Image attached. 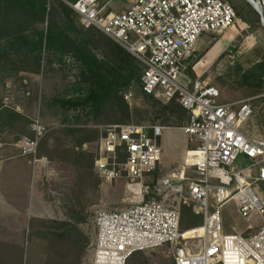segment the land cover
<instances>
[{
  "label": "built area",
  "instance_id": "2783aa9c",
  "mask_svg": "<svg viewBox=\"0 0 264 264\" xmlns=\"http://www.w3.org/2000/svg\"><path fill=\"white\" fill-rule=\"evenodd\" d=\"M115 1L75 0L68 4L85 28L99 29L138 59L143 66L142 89L147 94L174 99L189 112L188 123L181 129L196 145L187 150L181 169L166 176L162 184L181 191L182 182L190 181L188 200L203 217V231L181 238L180 211L156 198L142 199L124 210H102L96 217L92 264H126L134 252L165 244L173 245L175 264H227L228 254H232L233 264H264V199L255 190L264 183V138L242 131L252 113L249 105L236 109L234 104L222 103L218 88L186 76L197 39L235 25L233 4L229 0H121L122 9H112ZM11 107L8 96L0 105V127L2 110ZM30 129L32 136L19 138L15 145L22 155L35 156L48 129L37 117ZM167 129L134 124L105 129L95 162L99 176L110 182L119 177L143 180L152 174ZM240 154L251 160V166L231 172L229 168ZM187 168L193 169L196 179L186 177ZM173 184H180V190ZM131 191L145 195L147 189L141 185L139 192ZM232 200L249 230L255 229L252 234L225 233L222 207ZM188 241L195 243L189 245Z\"/></svg>",
  "mask_w": 264,
  "mask_h": 264
},
{
  "label": "rangeland",
  "instance_id": "374dc122",
  "mask_svg": "<svg viewBox=\"0 0 264 264\" xmlns=\"http://www.w3.org/2000/svg\"><path fill=\"white\" fill-rule=\"evenodd\" d=\"M65 1L67 3L70 2L68 0ZM229 1L233 4L234 8L240 9L251 22H248L243 15H237L235 25L227 31L219 33V36L214 37L209 33L202 34L195 44V49L199 52L197 59L191 64L193 77L189 75L188 70L186 76L191 80L199 79L204 83L218 88L220 91L219 100L222 103L234 104L236 109L245 104L249 105L252 113L243 122L242 131L254 138H264V84L261 88H252L239 80L243 70H247L257 62L264 60V25L261 20V15L250 2L247 0ZM122 3L121 0L115 1L112 3V9H119V5ZM75 13L73 14V18L76 22H79L77 18L78 14L76 13V15ZM88 31L94 38V43H91L92 50L100 59L108 62V64L115 65L117 63V58L114 56L111 47H124L103 34L97 28H91ZM229 33H233V37L221 51L219 50L220 52L218 51L219 53L217 52L215 56H211L209 59L210 51L215 47L218 41H221L220 39L224 35L226 36ZM225 39L224 41L228 40L227 38ZM224 52L226 53L220 57ZM201 61L204 62V65L200 70H197L196 65ZM61 68L63 67H59V65H53L49 68L46 62L41 74H28L22 71L17 76H11L4 81L1 80L0 77V105L3 104V100L6 97L10 96L12 107L7 109H19L18 105L19 102L21 103L22 98L24 96L25 98H29L34 109L31 113L32 115L29 116V126H31L33 118L37 117L48 129L41 140L47 135H55L54 137L56 139L53 145L55 147L52 149V152L50 151V153L54 155V158L58 156L66 160L67 155H69L71 161L75 164L74 154L82 153L86 155V162L90 161L91 165L93 162V168H82L79 169L80 173L78 172L80 180L85 181V183L83 182V184L81 183L78 185V192L80 198L85 203L84 212L87 213V217L84 219L85 221H83L85 223L81 225V228L84 230V236L89 239L86 249L83 253L81 252L82 257L80 256V264H92L97 213L102 210H124L142 199L148 200L156 198L164 203V205L178 209L179 211L184 206L183 221L181 219V223L183 226H191L183 230L184 235L182 238L192 235V232L186 231L202 225L203 217H196L189 209L190 206L193 207V203L188 200V186L190 181L185 180L182 184L180 183L182 186L180 184H173V186H176L179 190L181 186V191L165 188L162 184V180L166 176L181 169L183 163L178 165L175 158L179 155L177 150L185 145L186 139L189 140V145L192 143V146L188 150L193 149L196 145L191 137L181 129L187 120H189V112H186L185 116L176 113L175 116L173 115L168 121V119H166L168 115L163 112V109L165 106L170 105L169 101L155 95L152 97L145 95L141 88V82H133L128 89L122 90L117 96L107 101L98 116L93 115V118L89 120L90 124L98 128L99 136L94 141L89 142V147H86L87 149L82 151L83 144H78L75 138H72L73 136L65 137L60 133L63 127H61V113L59 108L52 107L45 109L42 106V99L45 96L62 93L70 94L69 85L73 82L77 83L80 71L75 65L74 71L70 72H66L65 68ZM27 83L28 85H26ZM75 95H77V93H75ZM129 124L140 126L161 125L168 127L162 135L163 137L167 135V132H172L170 137L166 136L167 139L165 138L168 147L165 146V148L162 149V155L156 170L152 174L145 176L143 180L132 181L126 177H119L110 182H105L99 176L95 165L100 154V138L108 127ZM3 133L5 132L1 126L0 140L3 143L2 145L5 144V136H3ZM15 133L19 138H21V135L22 137L30 136V134H20L21 132L19 131ZM162 137L160 140L161 147ZM65 140L71 143H67ZM60 143L62 145H60ZM65 150H67V152H65ZM61 152L64 153L59 154ZM38 154L39 152H37L36 155ZM163 163L165 164L164 166H167L166 169L165 167L164 169L162 168ZM251 163L248 157L240 154L229 169L231 172H236L251 166ZM74 171L73 169V172ZM186 177L190 180L197 178L192 168H187ZM86 178H88V184H86ZM141 185L142 187H146L147 193L145 192L144 195L141 191V194L135 195L131 190L135 189L139 192ZM235 186L236 185L232 186V188H235ZM255 190L260 198L264 199V186L261 184ZM185 207L188 208L186 212H184ZM222 215L225 233L248 236L255 231V229L249 230V223L239 214L237 202L234 200L229 201L222 207ZM198 233V230L193 231L195 235H198ZM7 239L25 244V264H45L47 254L45 253V249L42 248L41 245L39 246L41 243H34L31 240H26V242L23 243V238L19 239L16 235H8ZM84 242L85 240L80 241V246ZM187 243L190 245L195 242L188 241ZM142 252L145 255V260H141L136 264H175L173 256L174 249L171 244H165L159 248L148 249Z\"/></svg>",
  "mask_w": 264,
  "mask_h": 264
},
{
  "label": "trees",
  "instance_id": "16d2710c",
  "mask_svg": "<svg viewBox=\"0 0 264 264\" xmlns=\"http://www.w3.org/2000/svg\"><path fill=\"white\" fill-rule=\"evenodd\" d=\"M235 10L238 16L243 15L248 22H251L240 9L235 8ZM74 13L73 8L65 0H17L14 2L0 0V77L4 81L11 76H17L22 71L28 74H41L46 62L47 67L59 65L65 68L66 72L74 71L75 65L80 71L79 81L71 82L70 94L45 96L42 99V106L45 109L59 108L61 127H63L60 133L65 137L73 136L72 138H75L78 144H82L84 141H94L99 136L98 128L90 124L89 120L93 118V115L98 116L104 104L111 98L117 96L122 90L128 89L133 82H141L143 66L124 48L115 46L111 47L117 58L115 65L100 59L91 48L94 38L88 31L95 27L85 28L76 13L79 22L74 20ZM210 35L216 37L220 34ZM198 52L194 48L188 57V73L192 77L191 64L197 59ZM225 53H222L220 57ZM239 80L248 87L261 88L264 84V60L243 70ZM142 91L147 96H154L147 94L143 89ZM169 103L170 105L163 109V112L168 115L166 118L168 121L176 113L185 116L188 112L174 99ZM3 114L11 125L16 127L17 132L32 136L28 128L30 120L27 117L7 108L2 110L1 119ZM187 123L188 120L185 125ZM16 137L15 140L19 138ZM44 140L45 138L39 144V155H41L40 149ZM62 153L64 152L59 154ZM49 157L53 158V155ZM85 157L86 155L82 153L74 154L79 173V169L91 167V162H86ZM262 185L264 186V183ZM77 201L79 209L76 214L73 213V217L77 215L78 220L83 222L87 217V213L84 212L85 203L80 196ZM183 207L180 210L182 221ZM189 209L196 217H202L193 207L190 206ZM186 211L188 208L185 207L184 212ZM61 224L64 227L72 225L69 221L61 222ZM189 226H183L181 223V230H186ZM47 236L50 239L44 248L47 254L45 264H80V256L89 242L88 237L81 235L78 243L67 241L70 235L66 233L59 237L60 235L56 232H48ZM84 240L85 242L80 246V241ZM25 253V247L0 239V264H25ZM141 260H145V255L142 251H137L128 258L127 264H136Z\"/></svg>",
  "mask_w": 264,
  "mask_h": 264
},
{
  "label": "crops",
  "instance_id": "0c3cea01",
  "mask_svg": "<svg viewBox=\"0 0 264 264\" xmlns=\"http://www.w3.org/2000/svg\"><path fill=\"white\" fill-rule=\"evenodd\" d=\"M228 41L223 44L221 50ZM18 107L19 109L12 110L28 119L34 111L33 104L25 96L21 103L19 102ZM1 126L5 132L3 133L5 144L0 146V239L25 247V244L19 241L7 239L8 235H16L19 239L23 238V243L26 240H31L34 243H41L39 246L45 248L50 239L47 233L56 232L60 235L59 237L66 233L70 235L66 239L67 241L79 243V237L84 235L81 225L85 222L79 221L77 215L73 217V213L76 214L79 209L78 185L85 181L80 180L78 163L74 164L69 155L66 160L59 157L54 158V155L53 158L49 157L52 155L50 151L52 152L55 147L53 145L56 139L55 135L51 133L45 137L41 145V155H22L15 145L17 142L15 140L16 127L11 125L4 114ZM28 128H30L29 125ZM171 133V131L167 132V135L162 137V149L165 146L168 147L166 139L171 136ZM189 143V140L186 139L185 145L180 149L177 148L179 155L175 161L178 165L183 163L187 150L192 146V143L191 145ZM82 144V151H85L86 147L90 145L88 141H84ZM164 165L163 163L162 168L166 169L167 166ZM91 168H93V162ZM86 184H88V178H86ZM65 221L71 222L72 225L64 227L61 222ZM93 242L95 244V240Z\"/></svg>",
  "mask_w": 264,
  "mask_h": 264
},
{
  "label": "bare ground",
  "instance_id": "6f19581e",
  "mask_svg": "<svg viewBox=\"0 0 264 264\" xmlns=\"http://www.w3.org/2000/svg\"><path fill=\"white\" fill-rule=\"evenodd\" d=\"M253 5L254 6H256V8L258 9V12L260 13H262V15H263V18H264V0H254L253 1ZM233 33H230L229 35H227V36H225L223 39H221V41H218V43L215 45V47L210 51L211 53L209 54V59L211 58V56H215V54L219 51V50H221V48H222V46H223V44H225L224 42H226V41H224V40H226L225 38H227L228 40H230L233 36ZM204 65V62L203 61H201L200 63H198L197 65H196V69L197 70H200V68L202 67ZM195 230H198L199 231V233H198V235H200V234H202V225H200L199 227H197V228H194V229H190V230H187L186 232H192V234H193V231H195ZM184 234L182 233V235H181V238H182V236H183ZM180 238V239H181ZM179 239V240H180ZM227 261H228V263L227 264H233V262H232V254H228L227 255Z\"/></svg>",
  "mask_w": 264,
  "mask_h": 264
},
{
  "label": "water",
  "instance_id": "95a60500",
  "mask_svg": "<svg viewBox=\"0 0 264 264\" xmlns=\"http://www.w3.org/2000/svg\"><path fill=\"white\" fill-rule=\"evenodd\" d=\"M247 1L250 2V4H252V6L258 11V9L256 8V6L253 5V1H254V0H247ZM258 13H259V12H258ZM259 14L261 15V20H262V23H263V25H264V18H263V15H262L261 12H260Z\"/></svg>",
  "mask_w": 264,
  "mask_h": 264
}]
</instances>
